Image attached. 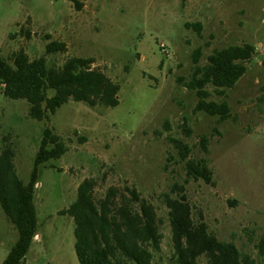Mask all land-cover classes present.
Here are the masks:
<instances>
[{
    "label": "rangeland",
    "instance_id": "obj_1",
    "mask_svg": "<svg viewBox=\"0 0 264 264\" xmlns=\"http://www.w3.org/2000/svg\"><path fill=\"white\" fill-rule=\"evenodd\" d=\"M76 1L80 9L71 0H0L1 56L10 59L21 49L32 60L46 56L49 35L67 45V52L47 56L49 67L91 58L94 69L120 86L117 108L70 101L43 121L31 119L30 105L4 97L0 88V148L15 150L23 182L30 181L46 128L69 148L39 168V230L26 264H79L74 221L61 213L86 179L97 181V199L111 187H129L154 206L163 236L154 264H176L163 197L175 198L177 186L185 188L195 224L204 221L220 241L264 264L258 249L264 237V0ZM246 44L256 52L239 83L223 94L207 88L208 101L227 103L230 118L220 122L197 112L195 92L184 88L195 51L202 49L204 66L214 51ZM175 141L189 147V159H205L212 184L186 181ZM17 240L0 206V264Z\"/></svg>",
    "mask_w": 264,
    "mask_h": 264
},
{
    "label": "trees",
    "instance_id": "obj_2",
    "mask_svg": "<svg viewBox=\"0 0 264 264\" xmlns=\"http://www.w3.org/2000/svg\"><path fill=\"white\" fill-rule=\"evenodd\" d=\"M76 2L78 8L81 4ZM189 27V25H187ZM200 32L201 27L196 26ZM195 27V28H196ZM30 38V34H28ZM46 56L32 60L25 50L12 54L10 59L0 55V88L4 97L25 100L29 117L33 120H50L51 116L70 101L86 103L90 107L117 108L120 86L100 70L94 69V59L71 58L63 67H49L47 56L67 52V45L45 37ZM256 49L252 45L231 46L216 50L200 65L202 49L193 57V71L184 88L195 92L197 112L219 117L220 122L230 118L227 103L208 101L213 87L223 94L233 89L247 73V65ZM264 65V63H263ZM208 140L201 139L207 152ZM185 162L187 182L202 180L212 184L213 174L205 159H189V147L175 141ZM69 148L53 130L46 128L36 155L29 183L23 182L16 171L15 150L11 146L0 148V206L8 221L18 232V240L2 264H26V257L38 235L39 223L35 204L39 168L59 160ZM97 181L84 180L78 188L76 201L61 213L74 221L75 253L79 264H154V253L161 251L163 236L153 205L140 198L136 189L126 187L124 192L111 187L96 198ZM175 198L165 195L163 202L169 210L176 264H200L205 257L208 264H256L249 255H243L232 242H222L209 232L202 221L195 224L192 208L184 187H175ZM264 256V237L258 245Z\"/></svg>",
    "mask_w": 264,
    "mask_h": 264
},
{
    "label": "built area",
    "instance_id": "obj_3",
    "mask_svg": "<svg viewBox=\"0 0 264 264\" xmlns=\"http://www.w3.org/2000/svg\"><path fill=\"white\" fill-rule=\"evenodd\" d=\"M164 52H166V51H164ZM167 54H169V53H167Z\"/></svg>",
    "mask_w": 264,
    "mask_h": 264
}]
</instances>
